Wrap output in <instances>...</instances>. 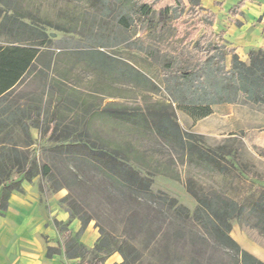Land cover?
Returning <instances> with one entry per match:
<instances>
[{"label": "rangeland", "instance_id": "obj_1", "mask_svg": "<svg viewBox=\"0 0 264 264\" xmlns=\"http://www.w3.org/2000/svg\"><path fill=\"white\" fill-rule=\"evenodd\" d=\"M238 1L202 3L216 14L211 25L215 42L224 53L234 50L248 63L252 49L264 50V33L259 31L264 0H251L261 9L244 7L245 13L238 17L245 23L231 32L235 20L229 10ZM21 2L38 12L39 24L49 36L25 88L31 96L43 92L48 119L56 112L60 121L54 135L70 134L63 141L67 143L87 131L99 143L127 150L132 159L139 151L153 175L151 192L138 194L53 150L61 142L50 132L32 127V143L27 147L32 166L10 198L37 197L35 223L47 222L57 235L50 240L42 233V243L63 245L67 257L75 255L69 264H264V214L251 208L254 201L264 199V105L240 95L236 103L213 104L219 106L211 116L196 120L197 106L174 98L179 81L187 84L199 73L193 47L202 32L201 17L182 14L178 18L173 12L155 10L125 27L116 13L105 14L99 1ZM114 2L109 0L111 9ZM231 61V54L223 60L216 57L211 71L223 65L229 69ZM40 69L48 75L46 81L34 76ZM110 104L113 111L127 107L143 112L170 104L168 109L174 110L182 129L203 135L197 143L205 148L226 146L230 151L222 160L226 167L219 170L195 154L190 157L142 122L133 124L103 113ZM10 136L21 144L25 139L18 128ZM147 169L141 172L146 174ZM17 175L15 167L11 178ZM188 180L200 194L231 197L244 204L241 216L230 218L227 225L221 222L219 234L213 228L218 218L199 207L185 186ZM8 207L19 215V207ZM59 212H66L68 218L54 220L53 214ZM8 214L4 211L0 220L16 226ZM25 240L29 246V239ZM4 256L0 246V264H10L9 256L5 262Z\"/></svg>", "mask_w": 264, "mask_h": 264}, {"label": "trees", "instance_id": "obj_2", "mask_svg": "<svg viewBox=\"0 0 264 264\" xmlns=\"http://www.w3.org/2000/svg\"><path fill=\"white\" fill-rule=\"evenodd\" d=\"M94 1L105 5V14L110 11L116 13L120 24L125 27H129L136 17H147L155 10L161 13L173 12L178 18L183 16L182 14L201 17L202 32L193 47L198 58L196 68L199 73L187 84L179 81L175 86L177 94L174 97L180 103L197 106L200 113L195 116L192 114L196 120L209 116L213 111V104L236 103L240 95H244V98L252 103L264 105V50L252 49L248 63L234 50L224 53L223 46L215 42L217 35L211 27L216 20V14L206 9L202 0H189V4L184 0H115L113 9L109 0ZM245 1L239 0L230 12L236 15ZM40 21L42 20L38 12L28 5L23 6L21 0H0V183L7 189L6 196L13 188H19L21 177L30 172L32 162L27 148L32 143L30 129L38 128L52 135L59 130L60 120L56 112L49 119L44 115L46 107L43 104V92L31 96L25 88L28 73L36 68L37 60L44 54L41 45L49 38L40 26ZM58 28L68 30L66 27ZM226 54L232 56L230 68L227 69L223 65L216 68L217 72L211 71L214 69L211 68L212 60L216 57H222L223 60ZM36 74V78L44 81L48 79L43 69L37 70ZM161 105L160 108L154 105L155 107L152 106L143 112L127 107L113 111L110 104L103 109V113H112L116 118L133 124L142 122L166 142L179 145L190 157L195 154L197 158L207 161L216 169L223 170L226 166L222 160L226 161L225 155L230 152L226 146L203 147L197 143L203 135L182 129L174 110L168 109L170 104ZM15 128L24 135L22 144L10 136ZM53 137L61 143H56L52 149L67 155L70 160L85 163L96 173L115 179L138 194L151 192L153 175L147 169L148 164L140 158L139 151L135 152V159H132L127 150L99 143L92 139L87 131L72 136L67 143L63 141L68 139L70 134ZM15 167L18 175L11 178V171ZM45 168L48 173L49 166L46 165ZM141 169H147L146 174H143ZM185 186L198 201L201 209L206 213L212 212L218 218L213 222V228L219 234L223 232L221 222L227 225L230 218L241 216L245 205L238 200L200 194L192 186L191 180H188ZM160 196L165 197L164 194ZM4 206L0 204V208ZM251 206L254 211L259 210L264 214V199H257ZM95 260H99L98 257Z\"/></svg>", "mask_w": 264, "mask_h": 264}, {"label": "crops", "instance_id": "obj_3", "mask_svg": "<svg viewBox=\"0 0 264 264\" xmlns=\"http://www.w3.org/2000/svg\"><path fill=\"white\" fill-rule=\"evenodd\" d=\"M247 3H249V6H246ZM251 6H255L256 11L261 9V5L253 4L251 0H246L244 5L240 8V11L236 15L232 14V18H234L235 21H231V24L233 25L231 26V32L235 31L237 27L245 23V20L240 19L238 16L241 13H245L243 10L244 7H247L248 11ZM208 9L212 10V8ZM234 24L236 26H234ZM259 27L260 33H264V18L262 19L261 25ZM261 41L264 46V38ZM217 106H213V111L211 113L216 111L215 107ZM209 116H211V114ZM6 190L7 189H5L3 186H0V204L5 205L4 208H0V214L3 215L4 211H9L8 216L14 219L17 223L16 226L13 227L9 222L4 223L0 220V246H2V251L5 252L6 255L3 257L4 262L9 260L10 264H69L67 263L68 259L74 258L75 255L72 253V255L67 257L64 250L62 249L63 245H60L59 247V245L52 243V241L48 244V246H45L42 243L40 238L42 233L47 235L50 240L56 238L57 235L55 229L48 226L47 222H45L42 226L35 223L36 221L34 220L37 216L36 211L39 212L38 209L40 207L37 197L30 196L29 198L23 200L19 196L14 195L13 198H10L12 193L9 192L10 194L6 196ZM9 204L10 206L14 205L19 207L17 208L20 210L19 215L14 213V209H9ZM54 214V220L65 221V219L68 218L66 212H59L57 215ZM43 217L47 218L48 216L46 214ZM25 237L29 239V246L24 244L26 242ZM67 249L69 250L68 247ZM7 257L9 258L8 260Z\"/></svg>", "mask_w": 264, "mask_h": 264}]
</instances>
